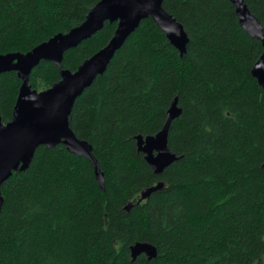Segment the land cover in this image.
Here are the masks:
<instances>
[{
    "label": "trees",
    "instance_id": "16d2710c",
    "mask_svg": "<svg viewBox=\"0 0 264 264\" xmlns=\"http://www.w3.org/2000/svg\"><path fill=\"white\" fill-rule=\"evenodd\" d=\"M100 0H0V54L27 53L81 24ZM264 27V0H245ZM185 28L186 52L151 18L143 19L106 71L77 98L75 134L93 162L63 144L37 148L29 167L2 185L0 264H264V86L254 68L261 40L241 26L231 0H164ZM118 21L65 52L79 65L108 44ZM61 79L42 60L33 88ZM23 80L0 74V113L12 119ZM182 114L168 145L178 157L155 173L137 135L157 134L174 98ZM164 182L139 201L143 188ZM137 241L156 258L132 259Z\"/></svg>",
    "mask_w": 264,
    "mask_h": 264
},
{
    "label": "water",
    "instance_id": "95a60500",
    "mask_svg": "<svg viewBox=\"0 0 264 264\" xmlns=\"http://www.w3.org/2000/svg\"><path fill=\"white\" fill-rule=\"evenodd\" d=\"M241 26L247 33L262 41L264 27L251 12L245 0H231ZM164 0H100L88 12L86 19L66 33H58L27 53L0 54V74L17 71L23 80L12 119L4 122L0 113V216L3 206L2 185L13 172L26 170L41 145L55 147L63 144L69 152L90 159L94 164L95 177L101 188L105 186L104 173L87 140L80 139L70 125V114L77 98L98 75L103 74L116 51L136 30L143 19L151 17L166 32L170 42L183 55L189 37L184 26L164 8ZM106 21H118L114 36L99 51L85 59L75 71L62 68L64 54L100 31ZM52 61L60 68L61 79L51 87L39 91L32 87L29 75L42 61ZM254 75L264 86V52L255 65ZM182 114L178 98H174L161 130L155 135H137L138 150L155 173L178 159L168 145L172 121ZM164 182L143 188L139 201L148 199L161 190ZM132 259L145 254L156 258L157 247L148 241H137L130 247Z\"/></svg>",
    "mask_w": 264,
    "mask_h": 264
},
{
    "label": "rangeland",
    "instance_id": "374dc122",
    "mask_svg": "<svg viewBox=\"0 0 264 264\" xmlns=\"http://www.w3.org/2000/svg\"><path fill=\"white\" fill-rule=\"evenodd\" d=\"M36 89V88H35ZM39 91H41V90H44V89H38Z\"/></svg>",
    "mask_w": 264,
    "mask_h": 264
}]
</instances>
